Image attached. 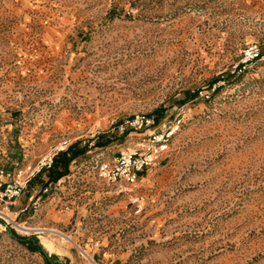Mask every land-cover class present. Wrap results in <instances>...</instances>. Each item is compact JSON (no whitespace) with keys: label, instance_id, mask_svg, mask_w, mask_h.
<instances>
[{"label":"rangeland","instance_id":"obj_1","mask_svg":"<svg viewBox=\"0 0 264 264\" xmlns=\"http://www.w3.org/2000/svg\"><path fill=\"white\" fill-rule=\"evenodd\" d=\"M142 116L178 128L118 192L95 161ZM56 148L0 204V264H46L9 229L56 264H264V0H0V179Z\"/></svg>","mask_w":264,"mask_h":264},{"label":"built area","instance_id":"obj_2","mask_svg":"<svg viewBox=\"0 0 264 264\" xmlns=\"http://www.w3.org/2000/svg\"><path fill=\"white\" fill-rule=\"evenodd\" d=\"M252 51L253 49L250 48L244 52L245 59L252 55ZM127 124L142 129L153 128L143 139L140 150L120 152L111 159L103 156L95 161L98 176L106 183L115 185L118 192L127 190L124 185L135 186L140 175L152 167L159 157L168 150L170 139L178 128V125H175L156 131L153 127L154 119L144 116L135 117L131 121L128 120ZM57 150V148L54 149L53 152L39 159L36 164H28L23 170H19L17 177L13 181L6 182L0 179V204L11 203L12 200L22 193L24 184L30 178L37 175L42 169L50 168ZM50 189V187H45L44 192H49ZM38 200L39 198L32 202L35 210L40 207ZM140 200L141 197L138 195H135L132 199L139 207L141 206ZM0 214L6 216L2 209H0ZM2 220H4L5 225L9 223L5 218H2Z\"/></svg>","mask_w":264,"mask_h":264},{"label":"trees","instance_id":"obj_3","mask_svg":"<svg viewBox=\"0 0 264 264\" xmlns=\"http://www.w3.org/2000/svg\"><path fill=\"white\" fill-rule=\"evenodd\" d=\"M70 149V147H69ZM76 155L72 156L71 158H74ZM71 158H68L67 160H70ZM53 167H56V160L55 157L53 159V163L52 166L50 168L53 169ZM68 167V162L64 163V165H62V170H60L59 172H57V175L54 179L57 180L59 177L63 176L65 174V170H67ZM10 233L12 234L13 237H15L19 242L23 243V244H27V246L31 249V250H38L40 253L44 252L42 251V247L41 245L38 243L37 239L35 237H20L17 236L13 230L9 229ZM45 256V254H44ZM45 260H46V264H56L52 261V256L50 257H46L45 256Z\"/></svg>","mask_w":264,"mask_h":264},{"label":"bare ground","instance_id":"obj_4","mask_svg":"<svg viewBox=\"0 0 264 264\" xmlns=\"http://www.w3.org/2000/svg\"><path fill=\"white\" fill-rule=\"evenodd\" d=\"M19 227V226H18ZM21 228V230H25V231H27V230H30L29 228H25V227H20ZM55 232V231H54ZM61 236H62V238L65 240V241H68V242H72V240L70 239V237H68V236H65V235H62V234H60ZM82 253H84V255L85 256H87V254L84 252V251H82ZM88 258H90L89 256H87ZM90 260H91V258H90ZM94 264V263H93Z\"/></svg>","mask_w":264,"mask_h":264},{"label":"water","instance_id":"obj_5","mask_svg":"<svg viewBox=\"0 0 264 264\" xmlns=\"http://www.w3.org/2000/svg\"><path fill=\"white\" fill-rule=\"evenodd\" d=\"M42 251L44 252V254H45L46 257H49V255H47V252L45 251V249L43 247H42Z\"/></svg>","mask_w":264,"mask_h":264}]
</instances>
